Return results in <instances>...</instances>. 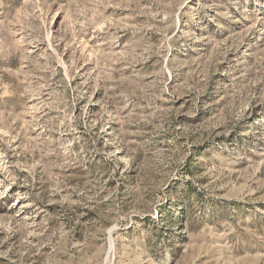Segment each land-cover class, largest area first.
<instances>
[{
    "label": "rangeland",
    "instance_id": "obj_1",
    "mask_svg": "<svg viewBox=\"0 0 264 264\" xmlns=\"http://www.w3.org/2000/svg\"><path fill=\"white\" fill-rule=\"evenodd\" d=\"M0 264H264V0H0Z\"/></svg>",
    "mask_w": 264,
    "mask_h": 264
}]
</instances>
